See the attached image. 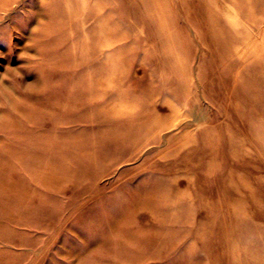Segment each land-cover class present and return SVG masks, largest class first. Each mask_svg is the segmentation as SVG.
Listing matches in <instances>:
<instances>
[{"label":"rangeland","instance_id":"1","mask_svg":"<svg viewBox=\"0 0 264 264\" xmlns=\"http://www.w3.org/2000/svg\"><path fill=\"white\" fill-rule=\"evenodd\" d=\"M0 264H264V0H0Z\"/></svg>","mask_w":264,"mask_h":264}]
</instances>
